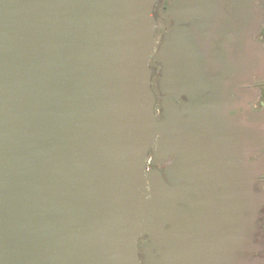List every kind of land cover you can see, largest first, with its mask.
Masks as SVG:
<instances>
[{
    "label": "water",
    "instance_id": "obj_1",
    "mask_svg": "<svg viewBox=\"0 0 264 264\" xmlns=\"http://www.w3.org/2000/svg\"><path fill=\"white\" fill-rule=\"evenodd\" d=\"M254 1L170 0L156 92L148 62L159 0H0V264H146L143 240L172 253L187 228L211 230L212 264H264L253 242L264 153L245 161L264 151V109L239 121L220 104L225 90L264 74V51L249 40L263 20ZM180 13L207 28L223 20L237 53L176 55ZM158 90L187 97L184 120L172 99L156 117ZM155 146L180 158L166 172L173 187L146 171Z\"/></svg>",
    "mask_w": 264,
    "mask_h": 264
},
{
    "label": "flooded vegetation",
    "instance_id": "obj_2",
    "mask_svg": "<svg viewBox=\"0 0 264 264\" xmlns=\"http://www.w3.org/2000/svg\"><path fill=\"white\" fill-rule=\"evenodd\" d=\"M169 2L170 0H164L163 3H161V0H159L153 11V17L156 21H158L160 26L158 29V39L155 45V50L150 56L148 64L151 69L152 86L156 92V85H158L159 80L162 77L163 64L154 61L153 58L161 48L164 39L163 37L167 33V28H171L175 24L174 20H172L167 14ZM254 5L263 10V20L258 26L257 30L249 37V40L264 51V0H255ZM180 8L184 10H192L193 8L196 9L198 7L195 5H180ZM177 18L176 26L179 34H181L182 39L176 45V55L185 58H207L213 56L214 54H225L227 56L226 49L228 50V47H230L229 50L234 51V54L237 53V48L234 45H232L230 42L226 44L225 40L228 31L226 28V23L223 20L219 21V26L207 28L201 21H196L192 18H189L188 15L183 13L178 14ZM187 71H189V69L181 70V72ZM215 77L216 76H213L212 78H207L206 80L211 82ZM215 85L216 84H211V87L213 88ZM158 93L159 98H157L155 104L156 117L158 119H160L159 115L162 114L166 109L164 103L170 101L171 99L179 108L175 111V113L180 115L181 112L182 114V111H180L181 104L188 103V99L185 95L178 94L179 99H176L172 93L162 94L159 90ZM209 95L210 94L208 92H205L202 93L200 97L203 98ZM196 96V99L192 102V104H195L198 101V95ZM213 96L214 94L211 96V98ZM221 97L223 100H221L220 104L225 109L226 117L228 119L231 118L232 120H235L238 118L239 121L245 120L244 116L246 115L247 108L249 109L250 113H257L264 109V74L260 76H252L251 80L245 84L236 87H230V89L227 91L225 90L224 96ZM199 114L201 115V112H197L196 116ZM178 118H182L184 120L186 118L185 113L180 115ZM213 120L215 122V119ZM172 122L176 125L177 121L173 119ZM176 126H178V130H180V123ZM262 134H264V130H262ZM219 138L213 137V146H217L219 144L222 136ZM255 138L253 141L254 145L256 146L257 140ZM237 139L238 138L236 135H231L226 138V140L231 142L233 145L236 144ZM156 140L160 141L161 137L158 136ZM198 143L199 145H203L205 143L204 139L200 138V136L196 137L194 141V144L197 146ZM196 149L197 150L194 153V159L197 160V163H199L201 160H203L202 154L205 150L200 149L199 147ZM263 153L264 151L261 148H255L254 152L250 156H245V161L247 163H251L254 160H259L262 158ZM218 157L219 156L216 153V150L212 152L213 161L216 162ZM179 161L180 158L178 156H174L169 152H161L158 150L157 146H155L153 150L148 152L146 171H149L152 174L159 173L163 181L170 187H173L166 176V172H172L174 168L173 166ZM170 177L174 178L172 174H170ZM253 181L255 189H264V173L254 177ZM174 182L179 186L186 185L185 180L179 179L178 181ZM263 226L264 210L261 211V216L258 219V232H256L253 237V242L256 245L261 244L264 246ZM165 231H168V229H165ZM210 231L211 230L209 229L198 228L179 229L177 233L186 235V237H182L180 239V244L175 246V252L168 253V251H164L160 256L155 252L154 241L146 238L141 243L144 245L146 250V255H142L143 260L146 262V264H212V253L207 252V250H209L211 247V243H209V238L205 237V235H208ZM172 247L173 246H170L169 249ZM195 252H197L198 255L195 254ZM151 254H153L156 259L159 258L160 260H152L150 258ZM198 256L201 258L198 259ZM254 256L257 258H264V249L255 252Z\"/></svg>",
    "mask_w": 264,
    "mask_h": 264
},
{
    "label": "trees",
    "instance_id": "obj_3",
    "mask_svg": "<svg viewBox=\"0 0 264 264\" xmlns=\"http://www.w3.org/2000/svg\"><path fill=\"white\" fill-rule=\"evenodd\" d=\"M263 228H264V226H263Z\"/></svg>",
    "mask_w": 264,
    "mask_h": 264
}]
</instances>
